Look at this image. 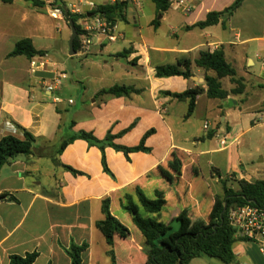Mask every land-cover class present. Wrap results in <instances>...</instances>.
<instances>
[{"label":"crops","instance_id":"0c3cea01","mask_svg":"<svg viewBox=\"0 0 264 264\" xmlns=\"http://www.w3.org/2000/svg\"><path fill=\"white\" fill-rule=\"evenodd\" d=\"M42 1L43 9L24 0L0 1V140L22 138V127L38 138L43 152H55L74 132H92L100 140L111 134L115 144L126 147L138 146L151 132L145 141L149 151L126 155L106 147V172L101 149L75 140L56 159L80 175L50 157L20 156L4 166L0 196L15 200L0 199V264L33 252L39 253L34 264H72L65 251L72 243L88 245L82 264H113L111 247L96 228L104 219L105 199L130 230L128 238H114L115 264H146L149 246L124 208L128 197L144 218L176 237L211 222L223 182L238 190L241 180L264 181V0H244L235 13L204 29L193 26L236 0L175 2L163 14L151 0H94L98 6L127 3L126 21L114 24L116 40L96 36L89 51L83 53L81 44L75 55L62 50L60 61L48 41L62 40L72 29L66 19H53L50 7L76 0ZM23 39L44 54L11 56ZM221 49L245 88L232 94L235 86L226 77L228 98L210 99L206 72L195 62L201 52ZM32 60L46 62L45 69L32 74ZM180 60L192 63L190 78L156 76V67ZM62 72L67 75L62 87L49 93L45 81ZM115 86L132 90L122 96L103 93ZM191 89L203 91L188 116L189 102L174 94ZM139 192L150 200L159 194L165 207L149 212ZM233 250L232 264H264L254 242L238 240ZM189 264L224 263L203 256Z\"/></svg>","mask_w":264,"mask_h":264},{"label":"trees","instance_id":"16d2710c","mask_svg":"<svg viewBox=\"0 0 264 264\" xmlns=\"http://www.w3.org/2000/svg\"><path fill=\"white\" fill-rule=\"evenodd\" d=\"M0 1L4 3L13 2V0ZM24 1L40 9L46 6L42 0ZM151 1L155 3L158 14H163L170 9L172 3L176 0ZM243 2L244 0H236L223 12L209 13L206 20L197 23L193 28L204 29L219 24L223 15H232L241 7ZM126 9L127 3L122 1L99 5L95 13H100L111 24H116L118 21H126ZM65 19L67 21H74L77 28L78 36L74 42V51L76 52L82 41L80 39L82 36L81 27L78 25L80 17L67 12L65 13ZM43 54V51L35 49L30 39H23L16 44L10 55L26 56L31 59ZM195 64L206 72L205 81L208 86L207 94L210 99L224 100L228 98L230 93L224 90L222 85V79L226 77H229L235 86L231 91L232 94L238 95L244 92L243 79L237 77L235 69L228 63L222 49L214 52H201ZM191 67L192 63L189 60H180L176 64L158 66L155 71L156 76L159 78L181 76L188 79L192 76ZM210 72L214 73V75H210ZM131 90L128 87L115 86L104 90L103 93L122 96L128 94ZM202 91L201 89H191L181 94H174L178 100L189 102L188 116L193 113L197 97ZM20 129L23 134L22 138L8 135L0 140V170L6 165H10L20 156L50 157L55 163H59L58 159H56L57 155H60L75 140H84L91 146H96L101 149L103 152L102 161L104 169L106 172H110L104 154L106 147H112L117 151L124 152L126 155L133 152H147L149 149L145 147V141L151 134V132L147 133L138 146L126 147L115 144L116 136L111 134L104 140H100L92 132L79 131L74 132L71 136L64 139L55 152L52 151V148H48L45 150L46 152H43L37 147L38 138L26 129L22 127ZM59 166L65 171L71 172L73 175L81 174V172L70 166L61 163H59ZM158 197L156 200H150L143 193L139 192V199L142 206L151 213L160 212L165 207V200L160 198L159 194ZM0 199L15 200L13 196L8 194L0 196ZM245 204H253L264 208V181L249 183L241 180L238 182V190L228 187L226 182H223V196L218 199L211 215V222L196 231L184 233L176 237H170L164 226L157 221L144 218L139 212L138 207L132 203L130 197L127 198V204L124 205V208L132 215L134 223L146 238L149 246L148 261L146 264H189L193 259L203 256L218 259L224 264H232L235 262L233 246L241 239L236 237L235 230L228 221V215L231 209ZM102 211L104 213V219L96 222V228L105 236L108 245L111 247L108 254L111 256L113 264H115L113 251L114 238L120 237L126 239L130 235V230L112 215L109 199L103 201ZM87 248V244L79 246L72 243L70 248L65 249V251L71 258L72 264H82V253ZM38 256V252L29 253L26 256L14 255L11 256L10 264H34Z\"/></svg>","mask_w":264,"mask_h":264},{"label":"built area","instance_id":"2783aa9c","mask_svg":"<svg viewBox=\"0 0 264 264\" xmlns=\"http://www.w3.org/2000/svg\"><path fill=\"white\" fill-rule=\"evenodd\" d=\"M188 0H176L173 3L186 6ZM98 5L94 0H76L67 6L52 5L49 14L53 19H65V13L70 12L72 15L79 16L78 24L82 32V52L86 53L93 45L94 37L103 36L110 42L116 40L113 34L114 24H111L103 15L95 13ZM191 7L187 6L186 12H190ZM264 65V63H263ZM46 62L32 60L30 70L32 74H36L39 70H44ZM67 78L65 73L54 75L45 81V89L49 93H56L60 90L64 80ZM56 101L59 99L56 98ZM70 103H73L70 100ZM207 128V126H205ZM225 144V140L223 141ZM228 221L235 230L236 237L241 240H247L256 243L264 254V208L253 204H245L237 206L230 210Z\"/></svg>","mask_w":264,"mask_h":264},{"label":"rangeland","instance_id":"374dc122","mask_svg":"<svg viewBox=\"0 0 264 264\" xmlns=\"http://www.w3.org/2000/svg\"><path fill=\"white\" fill-rule=\"evenodd\" d=\"M159 17H160V15H159ZM66 22H68V21L66 20ZM71 35L72 34L67 33V35L63 36L62 40L48 41V44L50 45V48H51V54L53 55V57L57 58L58 61L61 60L62 50L65 51L66 53H70Z\"/></svg>","mask_w":264,"mask_h":264},{"label":"water","instance_id":"95a60500","mask_svg":"<svg viewBox=\"0 0 264 264\" xmlns=\"http://www.w3.org/2000/svg\"><path fill=\"white\" fill-rule=\"evenodd\" d=\"M66 13H67V11H66ZM68 23L72 29V36L70 38V55H75L76 52L74 51V42L78 36V31H77V28L75 26L74 21L71 20V21H68ZM225 209H226V205H225Z\"/></svg>","mask_w":264,"mask_h":264}]
</instances>
